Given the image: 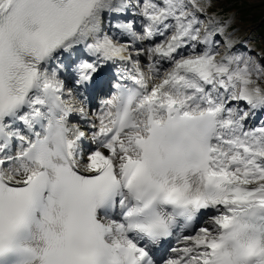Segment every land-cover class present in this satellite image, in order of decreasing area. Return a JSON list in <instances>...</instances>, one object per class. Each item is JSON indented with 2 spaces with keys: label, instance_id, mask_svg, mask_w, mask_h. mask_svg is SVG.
Returning a JSON list of instances; mask_svg holds the SVG:
<instances>
[{
  "label": "snow or ice",
  "instance_id": "1",
  "mask_svg": "<svg viewBox=\"0 0 264 264\" xmlns=\"http://www.w3.org/2000/svg\"><path fill=\"white\" fill-rule=\"evenodd\" d=\"M229 26L199 0H0V264H264V68Z\"/></svg>",
  "mask_w": 264,
  "mask_h": 264
},
{
  "label": "rangeland",
  "instance_id": "2",
  "mask_svg": "<svg viewBox=\"0 0 264 264\" xmlns=\"http://www.w3.org/2000/svg\"><path fill=\"white\" fill-rule=\"evenodd\" d=\"M263 0H249V2L256 4V7H262ZM199 2L205 6L206 8V15L208 16H215L217 19L221 21H229L230 26L227 28V31L229 33H233V39L236 41L235 43V49L238 52H245L248 55L252 56V58L260 65L261 68H264V54L261 47H259L256 44V38L251 35V38L249 37V33L256 31V27H254L250 22H241L239 20V15H235V11L229 10L227 13H220L222 10V7H219V4L221 6L223 5H231L232 3L228 4L227 0H215L214 3L211 0L210 6L208 3V0H199ZM205 15H201V19H205ZM140 28V20L139 17H137V30ZM159 39V38H158ZM157 39V40H158ZM260 39H264V37L260 36ZM245 43L249 46H246ZM256 44L258 48L254 45ZM220 54L223 55V49H221ZM146 65V60L144 61ZM168 65H166L164 68H167ZM145 70L147 71V68L145 67ZM69 86L71 84L69 83ZM264 86V84H262ZM107 97V96H106ZM87 109L88 106L86 105ZM93 113V112H92ZM263 114V115H262ZM262 114H259V117H256L257 119L252 124L251 122L249 124L256 126L261 121H264V112Z\"/></svg>",
  "mask_w": 264,
  "mask_h": 264
},
{
  "label": "trees",
  "instance_id": "3",
  "mask_svg": "<svg viewBox=\"0 0 264 264\" xmlns=\"http://www.w3.org/2000/svg\"><path fill=\"white\" fill-rule=\"evenodd\" d=\"M215 1V0H214ZM228 4L223 5L219 4V7H223L224 11L234 10L235 15H239V20L241 22L251 23L256 27V31L251 32V35L257 40L255 41L259 47L264 51V39H260V36L264 37V0L262 1V7H256V4L249 2V0H227ZM214 3V2H213ZM263 19V20H262Z\"/></svg>",
  "mask_w": 264,
  "mask_h": 264
},
{
  "label": "bare ground",
  "instance_id": "4",
  "mask_svg": "<svg viewBox=\"0 0 264 264\" xmlns=\"http://www.w3.org/2000/svg\"><path fill=\"white\" fill-rule=\"evenodd\" d=\"M113 83H114V82H113ZM85 96H87V98H88V99H87V102H89V100L92 99L91 97H93L91 94L89 95V94H87V93H85ZM106 99H109V98H108V97H104V98L102 99V101H98V102H99V106H101L102 103H103V101L106 100ZM98 109H99V107H98ZM97 111H98V110H95L94 113L97 112ZM91 116H92V115H91ZM91 116H90V117H91Z\"/></svg>",
  "mask_w": 264,
  "mask_h": 264
}]
</instances>
